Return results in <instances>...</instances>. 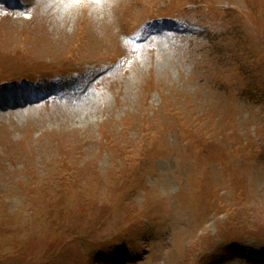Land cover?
Masks as SVG:
<instances>
[{"label": "rangeland", "instance_id": "374dc122", "mask_svg": "<svg viewBox=\"0 0 264 264\" xmlns=\"http://www.w3.org/2000/svg\"><path fill=\"white\" fill-rule=\"evenodd\" d=\"M15 1L0 0V264H264V241L239 235L264 230V0ZM151 21L171 33L131 49ZM45 78L64 91L9 105Z\"/></svg>", "mask_w": 264, "mask_h": 264}, {"label": "trees", "instance_id": "16d2710c", "mask_svg": "<svg viewBox=\"0 0 264 264\" xmlns=\"http://www.w3.org/2000/svg\"><path fill=\"white\" fill-rule=\"evenodd\" d=\"M240 236L253 238L257 241H264V230L263 231H246V232H240Z\"/></svg>", "mask_w": 264, "mask_h": 264}, {"label": "bare ground", "instance_id": "6f19581e", "mask_svg": "<svg viewBox=\"0 0 264 264\" xmlns=\"http://www.w3.org/2000/svg\"><path fill=\"white\" fill-rule=\"evenodd\" d=\"M10 88L11 87H7V92H9V93H12L11 91H10ZM6 96H9V94L8 93H4ZM112 137H109V139L110 140H113V139H111Z\"/></svg>", "mask_w": 264, "mask_h": 264}]
</instances>
